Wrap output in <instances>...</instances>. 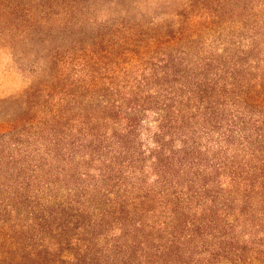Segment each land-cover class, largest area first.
Segmentation results:
<instances>
[{
  "label": "trees",
  "instance_id": "trees-1",
  "mask_svg": "<svg viewBox=\"0 0 264 264\" xmlns=\"http://www.w3.org/2000/svg\"><path fill=\"white\" fill-rule=\"evenodd\" d=\"M189 20L127 44V62L92 43L41 142L0 153V264H264V100L146 54Z\"/></svg>",
  "mask_w": 264,
  "mask_h": 264
},
{
  "label": "rangeland",
  "instance_id": "rangeland-1",
  "mask_svg": "<svg viewBox=\"0 0 264 264\" xmlns=\"http://www.w3.org/2000/svg\"><path fill=\"white\" fill-rule=\"evenodd\" d=\"M184 19L198 23L186 26L183 41L173 50L153 47L147 57L157 63L172 51L190 68L210 63L216 82L264 100V0H0V153L12 141L22 148L41 142L33 133L47 109L64 106L61 77L78 70L92 43L110 51L109 64L127 62V44L150 46L148 38L176 31ZM123 80L127 69L116 83ZM255 110L264 116V108Z\"/></svg>",
  "mask_w": 264,
  "mask_h": 264
}]
</instances>
